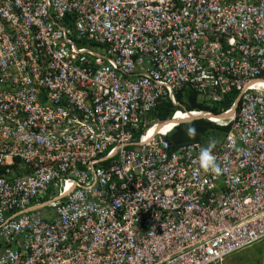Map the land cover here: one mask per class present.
I'll return each instance as SVG.
<instances>
[{
	"label": "built area",
	"instance_id": "1",
	"mask_svg": "<svg viewBox=\"0 0 264 264\" xmlns=\"http://www.w3.org/2000/svg\"><path fill=\"white\" fill-rule=\"evenodd\" d=\"M183 89L237 96L190 112L229 115L205 118L230 128L218 174L204 145L151 134ZM257 244L264 0H0V264H227Z\"/></svg>",
	"mask_w": 264,
	"mask_h": 264
},
{
	"label": "trees",
	"instance_id": "2",
	"mask_svg": "<svg viewBox=\"0 0 264 264\" xmlns=\"http://www.w3.org/2000/svg\"><path fill=\"white\" fill-rule=\"evenodd\" d=\"M236 97L237 96L235 94L231 101H226L218 107L211 108L199 103L198 96L194 91L183 89L177 92L176 95L178 106L174 105L170 100L165 101L151 113L150 119L153 122H160L162 128L167 130L169 128V124L172 122L174 115L179 111H210L214 115H220L232 107V105L236 101ZM174 126V129L166 137L173 149H177L180 146L193 143H200L204 146H207L209 141L213 139L218 140L217 142H215L216 145L223 140L230 129L229 126L222 127L214 122L205 119L175 122ZM190 128L195 129V132L192 135H188V129Z\"/></svg>",
	"mask_w": 264,
	"mask_h": 264
},
{
	"label": "clouds",
	"instance_id": "3",
	"mask_svg": "<svg viewBox=\"0 0 264 264\" xmlns=\"http://www.w3.org/2000/svg\"><path fill=\"white\" fill-rule=\"evenodd\" d=\"M181 112L182 114H186V111H181ZM188 113L190 114V112ZM186 121L187 120H185L184 122ZM174 127L168 132V134L174 129ZM194 132H195L194 128L188 129V135H192ZM214 148H215V142L210 140L207 146L203 147L201 151L199 152L196 158V163L198 164L199 168L206 170V171H210L214 174H218L221 172V168L217 162L216 156L214 155ZM262 256H261V263H262Z\"/></svg>",
	"mask_w": 264,
	"mask_h": 264
},
{
	"label": "rangeland",
	"instance_id": "4",
	"mask_svg": "<svg viewBox=\"0 0 264 264\" xmlns=\"http://www.w3.org/2000/svg\"><path fill=\"white\" fill-rule=\"evenodd\" d=\"M91 49L103 53L105 51L104 47L97 46L96 44H88ZM217 142L218 140H212ZM264 254V244H257L252 248H249L242 253H239L232 258H230L227 264H262L261 256Z\"/></svg>",
	"mask_w": 264,
	"mask_h": 264
},
{
	"label": "bare ground",
	"instance_id": "5",
	"mask_svg": "<svg viewBox=\"0 0 264 264\" xmlns=\"http://www.w3.org/2000/svg\"><path fill=\"white\" fill-rule=\"evenodd\" d=\"M198 116L210 117V119H213L215 121L225 120V119H227L229 117V115H226L224 117L215 118V117H211L209 115L205 116L204 114H199V113H192V114H187V115L182 114V113H178L176 115V117H174L172 122L169 124V128L167 130L163 129L161 125H158L155 129H153L151 131V134H154L157 131H162V133H168V131L171 130L174 127L175 122H181L183 120H188V119H191L193 117H198Z\"/></svg>",
	"mask_w": 264,
	"mask_h": 264
},
{
	"label": "water",
	"instance_id": "6",
	"mask_svg": "<svg viewBox=\"0 0 264 264\" xmlns=\"http://www.w3.org/2000/svg\"><path fill=\"white\" fill-rule=\"evenodd\" d=\"M207 119V117H203V116H198V117H193L191 119H188L187 121H193V120H198V119ZM185 120H183L182 122H184ZM178 124V123H177Z\"/></svg>",
	"mask_w": 264,
	"mask_h": 264
}]
</instances>
